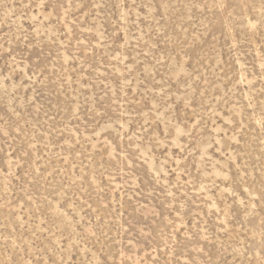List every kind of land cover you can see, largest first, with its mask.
<instances>
[{"label": "rangeland", "instance_id": "1", "mask_svg": "<svg viewBox=\"0 0 264 264\" xmlns=\"http://www.w3.org/2000/svg\"><path fill=\"white\" fill-rule=\"evenodd\" d=\"M0 264H264V0H0Z\"/></svg>", "mask_w": 264, "mask_h": 264}]
</instances>
